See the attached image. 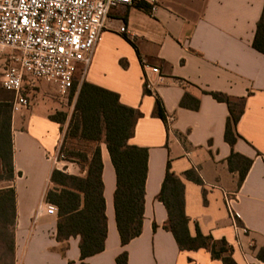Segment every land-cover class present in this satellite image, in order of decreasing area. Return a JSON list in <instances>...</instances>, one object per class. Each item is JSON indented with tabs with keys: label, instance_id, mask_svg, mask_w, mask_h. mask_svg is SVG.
I'll return each mask as SVG.
<instances>
[{
	"label": "crops",
	"instance_id": "0c3cea01",
	"mask_svg": "<svg viewBox=\"0 0 264 264\" xmlns=\"http://www.w3.org/2000/svg\"><path fill=\"white\" fill-rule=\"evenodd\" d=\"M263 4L264 0H132L130 6L109 11L82 81L116 93L121 104L141 114L129 144L148 151L143 221L140 235L122 247L113 206L115 173L102 145L107 234L104 250L84 264H115L122 252L127 264H222L205 249L180 251L163 229L167 212L157 196L167 162L184 187L189 235L194 237L198 229L214 241L224 240L236 264H264L256 257L264 246V56L252 48ZM144 63L158 69V75L145 73ZM204 92L245 99L232 146L224 140L227 105ZM55 93L53 86L40 82L38 90L24 92L29 110L11 116L14 264L80 262L79 238L56 240L57 211L46 214L44 201L54 168L83 175L74 163H52L61 139L60 125L49 120L61 111L52 97ZM184 96L198 100V108L181 107ZM232 155L250 161L241 183L238 169L243 162H229ZM187 171L202 183L187 179ZM226 199L233 200L237 221Z\"/></svg>",
	"mask_w": 264,
	"mask_h": 264
},
{
	"label": "trees",
	"instance_id": "16d2710c",
	"mask_svg": "<svg viewBox=\"0 0 264 264\" xmlns=\"http://www.w3.org/2000/svg\"><path fill=\"white\" fill-rule=\"evenodd\" d=\"M137 7L146 9L145 6ZM252 48L264 56V4L256 24ZM74 84L75 80L71 95L76 94V98L69 119L66 113L55 112L49 116V120L59 124L62 132V126L68 119L62 143L57 150L58 155L60 160L76 164L83 175L75 176L68 174L65 169L54 168L49 178L51 187L46 191L44 201L55 206L57 211L56 240L66 243L70 237H78L79 264H84L86 258L104 250L107 234L101 144L106 147L115 173L113 206L122 247L141 233L148 151L129 144L135 124L141 117L138 110L121 104L119 96L114 92L85 81L76 90ZM204 93L227 105L229 117L225 124L224 140L232 146L236 139L235 127L243 113L245 99H231L216 92ZM12 99L13 95L0 87V183L6 184L0 187V264H14L15 192L9 184L14 177ZM180 106L196 110L198 100L184 96ZM157 110L160 119L166 124L158 104ZM233 158L243 162L238 169L241 183L250 161L232 155L229 162ZM184 176L199 185L202 183L193 171H187ZM183 189L180 179L169 172L167 162L157 196L167 212L163 229L172 235L180 251L205 249L210 252L212 259L219 260L222 264H236L232 259V249L224 240L214 241L210 236H203L198 229L194 237L189 235L188 218L184 214ZM256 257L264 263V246ZM115 264H127L126 252L115 258Z\"/></svg>",
	"mask_w": 264,
	"mask_h": 264
},
{
	"label": "built area",
	"instance_id": "2783aa9c",
	"mask_svg": "<svg viewBox=\"0 0 264 264\" xmlns=\"http://www.w3.org/2000/svg\"><path fill=\"white\" fill-rule=\"evenodd\" d=\"M131 4L132 0H0V48L9 50L0 57V87L13 95L11 113L29 110L24 92L36 82L53 86L67 98L76 76L82 81L109 11ZM142 68L159 73L145 63ZM145 88L150 90L148 82ZM57 158H51L54 165ZM232 201L226 199L237 221ZM46 214L55 215V206L48 204Z\"/></svg>",
	"mask_w": 264,
	"mask_h": 264
},
{
	"label": "rangeland",
	"instance_id": "374dc122",
	"mask_svg": "<svg viewBox=\"0 0 264 264\" xmlns=\"http://www.w3.org/2000/svg\"><path fill=\"white\" fill-rule=\"evenodd\" d=\"M7 53H9V50H8V49L0 48V57L5 56ZM76 82H78V83L76 84ZM80 83H82V81H80L79 76H76V78H75V84H74V85H75L74 87H76V90L78 89ZM39 84H40V82H36V83L34 84V87L32 88V90H34V91H35V90H38V88H39ZM45 84H46V83H45ZM26 90H27V88H26ZM52 97L54 98V101H55L57 104H59L60 109H61L60 112L66 113L67 116H68V119H69V117H70V115H71V113H72V111H73V107H74V103H75L76 94H74V96H72L71 93H70V95H69L67 98H62V97L58 96V95L55 93V94H53ZM33 98H34V97H33ZM68 119L66 120V123L62 126L61 139H60V144H59L58 148L60 147V145H61V143H62L63 135H64V133H65V131H66V128H67V124H68L67 121H68ZM102 145H104V144H101L100 149H101ZM67 146H68V145H67ZM54 157H58V158H57V163H59V162H64V161H62V160H59L58 151L52 156V158H54ZM67 163H69V162H67ZM75 165H76V164H75ZM76 166H77V165H76ZM62 170H63V169H62ZM3 175H4V173H3ZM5 185H6L5 183H0V187L5 186ZM6 258H7V257H6ZM5 262H7L6 259H5ZM6 264H7V263H6Z\"/></svg>",
	"mask_w": 264,
	"mask_h": 264
}]
</instances>
